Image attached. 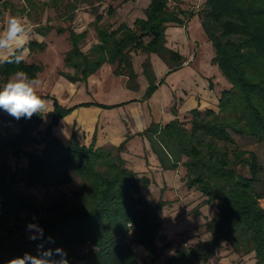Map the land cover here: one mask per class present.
<instances>
[{
  "label": "trees",
  "instance_id": "obj_1",
  "mask_svg": "<svg viewBox=\"0 0 264 264\" xmlns=\"http://www.w3.org/2000/svg\"><path fill=\"white\" fill-rule=\"evenodd\" d=\"M78 1L96 4L91 10L97 43L82 53L86 31H69L70 49L64 57V68L73 72L69 81L86 82L106 64L114 67V77L125 78L129 91H137L131 53L153 54L168 66V73L173 72L182 66L181 57L164 47V31L172 25L182 27L197 16L213 49L211 63L229 88L220 93L216 109L190 110L186 124L177 119L164 126L152 122L140 133L125 135L119 146L97 145L95 131L87 145L74 129L66 144L52 135L61 118L88 104L64 109L46 97L52 102L51 120L40 138L34 134L43 114L20 120L0 115L1 127L11 124L17 129L13 135H0V223L9 226L16 257L25 252L37 254L40 241L25 237L26 225L34 218L44 229L45 248H63L70 264H210L226 255L264 264V208L260 204L264 194L255 190L261 169L256 155L234 141L236 136L264 144V0H207L198 10L184 9L181 0H149L143 20H135L132 28L121 24L114 30L100 26V4L110 2L107 15L111 16L112 4L116 8L134 0ZM23 2L32 8L41 0ZM57 2L62 0H48L41 6L55 7ZM10 4V0H0L4 10ZM28 47L31 53L43 52L46 43L32 41ZM141 66L149 84L146 101L157 83L148 58ZM17 68L30 77L42 70L25 62L0 64V84ZM135 137L148 143L153 163L129 165L125 145ZM34 145H42L39 153L27 150ZM9 155L20 165L11 169ZM150 166L158 169V179ZM179 170L186 199L198 203L192 215L202 218L207 236L187 245L183 235L177 244L168 239L159 248L158 234L169 202H152L150 191H162L167 184L164 175L174 176ZM71 183L77 189L42 206L33 195L37 189L49 193ZM207 208L212 210L210 217L203 213ZM47 237L55 243H46Z\"/></svg>",
  "mask_w": 264,
  "mask_h": 264
},
{
  "label": "rangeland",
  "instance_id": "obj_2",
  "mask_svg": "<svg viewBox=\"0 0 264 264\" xmlns=\"http://www.w3.org/2000/svg\"><path fill=\"white\" fill-rule=\"evenodd\" d=\"M10 1V7H7L6 10L0 7V28L3 27V21L6 16L20 15L22 17H26L31 23L32 32L30 34L28 44H30L32 41L46 43V48L43 52H30L27 61L25 62L28 65H37L42 69L41 72L36 75V77H39L42 80L39 93L48 101V113H42L43 122L39 125L36 131L38 134H34L37 138L41 137L39 133H43L45 131L51 120L49 114L52 110V102L46 97L55 99L58 105L64 109L72 108L75 105L88 104L86 107L75 108L69 115L61 118L57 124V127L52 129V135L63 141L65 144L69 141L68 138L70 137L73 129L82 144H89L90 136L93 131H95L96 138L99 128L101 130V127L104 125L106 126V124H109V127H113L115 124V119H123V115L125 113L127 114L128 109L132 106L134 101L139 104L147 101V104L144 106L146 108L147 106L150 108L149 110L152 111L153 118L158 116V113L156 112V106L163 104L166 98H168L169 94L167 93V84L164 82V79L159 77L160 79L157 80L154 76V79L157 83V88L151 93L146 101H143L149 84L148 81L141 75V65L145 62L146 58H148L149 62L151 63L150 55L146 56L145 54L143 55L134 52L131 53L132 64H134L136 71L139 74L137 75L136 79L139 88L135 92L129 91L127 89L125 78L121 76H113L114 67H108L105 69L106 67L102 66V68L93 75L98 77V80H95L92 85L90 83L88 85V79L86 82L69 81L68 76L72 75L73 72L64 68L65 53L70 49V42L68 40L69 31L74 30L76 33L86 31V40L81 46L82 53H86L92 45L97 43L95 31L92 26V22L95 18V15L92 14V7L96 6L94 1L91 2L92 5H88L87 2L83 4L78 0H62L61 3L57 2L54 7L50 5L41 6V3L48 2V0H41V2H37L38 4L32 8L26 7L23 0ZM109 5L110 2L105 1L100 4L98 9V13H102L103 15V19L100 24L102 27L108 29L116 26V24L113 23V18H106L107 8ZM71 6H76L73 11H69L68 9V7ZM111 6L114 7V10L116 9V3L112 4ZM193 10L197 9L194 8ZM47 28H49L48 31H46ZM59 29H61V32L57 33ZM38 31H41L43 35L38 34ZM85 110L88 112H95L100 119V122L95 123L96 125L91 133L81 132V129L78 128V124H83L86 120V115H84L85 117L82 116V112ZM0 115L12 117L3 110H0ZM126 119H129L128 116ZM177 120L186 124L187 115L184 117L182 116ZM5 127L6 128H2L0 125V135H13L17 133V129L11 126V124ZM127 134L129 133L127 132ZM234 141L239 148L245 151L253 152L256 155L261 170L259 174V181L255 185V190L258 193L264 194V144H259L256 140L250 138H239L236 136H234ZM105 145L109 144L107 143ZM41 148L42 145H34L28 146L27 150L39 153ZM124 151H126V148ZM128 151L131 154L128 152L126 159L131 163L129 164L130 166H133L135 162L140 164L147 163V157L150 153L149 151L147 152L142 149L141 156L137 154L138 150L131 151V149H129ZM7 163L11 169H13L15 165H20L19 160L13 158L12 155H9ZM156 169L157 168H155V166H150L149 171L151 173L153 172V177L158 179L157 175H159V171ZM181 175L182 171L180 170L175 173L174 176L171 173L165 174L164 179H166L165 181L167 184H163V190L159 191V189L156 188V190L154 189L150 191V199L152 202L157 203L159 200L169 202V205L164 211L161 231L158 234L160 239L157 242V246L159 248L162 247L165 240L168 239L174 244H177L183 235L186 237L185 239L187 245H194L207 236L206 229L203 226L204 221L202 218H195L194 215H192V211L198 203L193 200L191 202L190 198L186 199L188 194L184 189L181 179L179 178ZM75 189H77L76 184L71 183L70 185H66L63 188L58 189V191H50L49 193H45L37 189L33 195L37 198L38 205L42 206L47 204V202L51 199H56L59 194L70 193ZM20 190L23 192L26 191L23 186H21ZM260 204L262 208H264V199L260 200ZM203 213L206 215V217L212 216V210H209V208L205 209ZM33 220L35 219L32 218L31 222H34ZM8 230L9 226L7 223H0L1 264H7L8 260L16 257L13 249V241L9 239ZM25 237L29 239L28 232L25 233ZM137 251L141 256H143V252L141 250ZM251 263L252 261L249 260H239L235 256L226 255L223 257V260L222 258L217 259L216 261L213 260V262L210 264ZM80 264L83 263L80 262Z\"/></svg>",
  "mask_w": 264,
  "mask_h": 264
},
{
  "label": "crops",
  "instance_id": "obj_3",
  "mask_svg": "<svg viewBox=\"0 0 264 264\" xmlns=\"http://www.w3.org/2000/svg\"><path fill=\"white\" fill-rule=\"evenodd\" d=\"M206 1L181 0V3L184 9L190 7L198 10ZM148 5L149 0H134L117 6L113 15L109 16L106 13V18H113V23L116 24L115 27L109 29L114 30L121 24L132 28L135 20H143L145 18V10ZM102 19L103 15L100 22ZM164 36V47L175 51L181 57L182 66L168 73V66L157 56L150 55V65H152L153 74L157 80L160 78L164 79L167 84V93L169 94L163 104L156 106L158 116L153 118L150 108L144 106L147 101L142 102V104L134 101L127 114L123 115V119H115L113 127H109V124L101 127V130L98 127L99 131L96 134L97 145L103 146L108 143L112 146H118L125 139L124 136L127 132L130 136L140 133L152 122L164 126L175 119L186 116L190 110L217 108L216 105L220 93L228 89L229 86L221 76L217 66L215 67L211 63L213 49H211L207 37L202 31L197 16L188 19L182 27L168 26L164 31ZM102 66L106 67L105 69L110 67L106 64ZM134 70L139 75L135 66ZM97 78L93 75L90 76L87 80L88 85L89 83L92 85L95 80H98ZM84 115H86L87 121L84 118V123L78 124V128L81 129V132L91 133L96 125L95 123L100 122V119L93 111L88 112L85 110L82 112L83 117H85ZM127 116L129 119H126ZM125 148L126 152H129V149L131 151L138 150L137 154L141 156L142 149L148 152V143L140 137H135L126 144ZM147 161L150 163L154 162L153 157L149 154ZM156 170L158 171V169Z\"/></svg>",
  "mask_w": 264,
  "mask_h": 264
},
{
  "label": "clouds",
  "instance_id": "obj_4",
  "mask_svg": "<svg viewBox=\"0 0 264 264\" xmlns=\"http://www.w3.org/2000/svg\"><path fill=\"white\" fill-rule=\"evenodd\" d=\"M31 32V23L26 17H5L3 27L0 28V64L19 66L27 61ZM41 85L39 77H30L27 72L17 68L5 83L0 84V110L16 120L47 114L48 101L39 93ZM26 231L30 240L40 241L37 244V254L25 252L22 256L8 260L7 264H70L63 248H45L44 229L38 223L27 224ZM46 243L54 244L55 241L47 237Z\"/></svg>",
  "mask_w": 264,
  "mask_h": 264
},
{
  "label": "built area",
  "instance_id": "obj_5",
  "mask_svg": "<svg viewBox=\"0 0 264 264\" xmlns=\"http://www.w3.org/2000/svg\"><path fill=\"white\" fill-rule=\"evenodd\" d=\"M8 126L7 124H4L2 127ZM35 223H37L35 220H33Z\"/></svg>",
  "mask_w": 264,
  "mask_h": 264
}]
</instances>
